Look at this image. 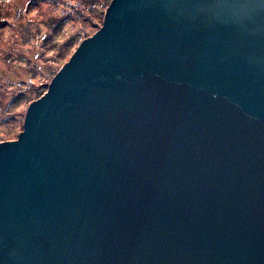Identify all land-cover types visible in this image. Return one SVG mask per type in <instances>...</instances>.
I'll list each match as a JSON object with an SVG mask.
<instances>
[{"label":"water","instance_id":"obj_1","mask_svg":"<svg viewBox=\"0 0 264 264\" xmlns=\"http://www.w3.org/2000/svg\"><path fill=\"white\" fill-rule=\"evenodd\" d=\"M0 264H264V0H112L0 143Z\"/></svg>","mask_w":264,"mask_h":264},{"label":"trees","instance_id":"obj_2","mask_svg":"<svg viewBox=\"0 0 264 264\" xmlns=\"http://www.w3.org/2000/svg\"><path fill=\"white\" fill-rule=\"evenodd\" d=\"M74 1L76 2L77 0ZM111 1L112 0H108L104 5L106 9ZM69 2H72V0H0V64L1 62L3 64L9 62V65L12 67L15 66L14 68L8 69L9 72L5 74L4 79L0 81V134L7 136L9 134L8 130H10L12 134L14 133L16 137L18 136L17 133H20L19 131L22 130L23 127L22 109L25 108L26 105L27 109L31 102L38 99L47 91L49 81L52 80L59 69L58 58L56 57H59L62 50L66 51L67 47L72 46L70 44L74 43L70 54H68L69 58L71 53H73L84 40L82 32L79 28H76V24L73 21L69 25L71 19L67 17L66 22L68 27L62 30L66 38L65 43L56 52L55 48L51 46V53H55L45 60V62L49 63L38 65L26 62L25 65L20 66V64L24 62L23 58L17 56V53H15L9 45H4L5 42L9 40L7 36L14 29L15 24L21 23L24 17L33 19L36 25L39 24L40 27H43L46 22L45 18L42 20L40 19L44 16V9L48 7L54 9H67ZM51 4L62 7H54ZM91 12L93 13L92 10ZM99 14L100 16L97 18V22H91V14L82 12L81 20L84 27L90 26L91 30L94 29V32L97 31L101 26V22L99 21L101 19L103 20L105 15L102 12H99ZM38 20H40V22H38ZM15 39L16 38H14V40ZM9 53H11V55H9ZM1 70L2 68L0 71ZM12 84L14 89L11 92ZM6 85L9 88H7ZM11 94L10 101L3 106L1 104L2 98L4 96L7 97V95L10 96ZM2 138L4 137H0V141L3 140ZM5 138H7L5 142L10 141V137Z\"/></svg>","mask_w":264,"mask_h":264},{"label":"rangeland","instance_id":"obj_3","mask_svg":"<svg viewBox=\"0 0 264 264\" xmlns=\"http://www.w3.org/2000/svg\"><path fill=\"white\" fill-rule=\"evenodd\" d=\"M107 1L108 0H77L75 2L74 0H72V2L68 3L67 9H61V8L54 9L52 7H48L43 10L44 16L40 19L42 20L45 18L46 22L43 27H40L39 24L36 25L33 19H27L24 17L21 23L15 24L14 29L7 36L9 40L5 42L4 45L7 46L9 45L11 49L15 53H17L16 54L17 56H21L23 58L24 62L21 63L20 66L25 65L26 62L38 64V65L43 63H49V62H45V60L48 57L52 56V54H54L65 43L66 38L63 35L62 30L68 27V24L66 22L67 17L71 19L69 25L73 21L76 24V28L77 29L79 28V30L82 32V36L84 37L85 40L86 38L96 33L102 27L104 19L103 20L101 19L99 21L101 22V26L97 31L94 32V29L91 30L90 26L84 27V24H82V20H81L82 17L81 13L84 12L85 14H91L90 16L91 22H97V18L100 16L99 12L105 14L106 7L104 5L106 4ZM51 5L54 7H62V6H56L55 4H51ZM91 10L93 11V13L91 12ZM40 20H38V22H40ZM14 38L16 39L14 40ZM70 45L74 46V43H71ZM51 46L55 48V52L53 53H51V49H52ZM72 46L67 47L66 51L62 50L61 55L59 57H56L58 58L59 69L62 67L64 63L68 61L70 56L74 53V52L71 53V55L68 58V54H70L72 50ZM9 55H11V53H9ZM8 63L3 64L1 62L0 64V67L2 68V70L0 71V81H2V79H4L5 74L9 72L8 69L15 67V66L12 67ZM50 82L51 81H49V84ZM6 87L9 88L7 85ZM13 89L14 88L12 84L11 92ZM11 96L12 94L10 96L7 95V97L4 96L5 98L4 97L2 98L1 104L5 106V103L10 101ZM26 106L25 108L22 109L21 112L23 116V121L27 111ZM21 131L22 130H20L19 132ZM8 132L9 134L7 136L0 134V137L2 136L4 138L10 137L9 138L10 141L15 140L17 138L14 135V133L12 134L10 130H8ZM18 134L19 133H17V135ZM4 138H2L3 140H1L0 143H3L7 140V138L5 139Z\"/></svg>","mask_w":264,"mask_h":264}]
</instances>
